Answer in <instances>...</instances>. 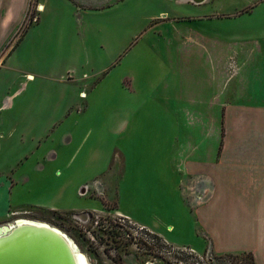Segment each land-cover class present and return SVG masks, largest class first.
Wrapping results in <instances>:
<instances>
[{
  "label": "rangeland",
  "instance_id": "rangeland-1",
  "mask_svg": "<svg viewBox=\"0 0 264 264\" xmlns=\"http://www.w3.org/2000/svg\"><path fill=\"white\" fill-rule=\"evenodd\" d=\"M15 1L1 0L0 97L23 92L20 81H29L34 132L28 147L33 151L22 150L21 141L12 142L10 112H5L0 179L16 183L13 172L30 151L35 154L33 171L44 172L29 203L10 201L0 225L24 218L53 226L78 248L73 249L86 253L89 264H209L208 259L212 264H247V251L218 255L183 249L203 239L192 233L191 186L197 189L198 182L192 183V174L184 172L179 151L170 149L176 135L184 145L187 131L197 124L189 119L191 110L203 107L209 95L217 96L216 85L211 81L207 86L205 66L199 61L203 54L179 49L251 48L246 63L264 64V0ZM233 61L229 53L227 87L234 82L229 80ZM217 62L213 69L218 75ZM258 89L253 88L256 96ZM231 92L228 98L235 96ZM198 97L199 104L192 103ZM126 108L136 111L127 129L135 132L115 136L109 130L118 129L116 119ZM87 130L93 135L74 152ZM65 131L73 142L63 146ZM18 134L17 140L23 133ZM211 138V163L217 165L221 147L216 146L225 139L223 119H211ZM246 138L247 146L258 150L256 172L264 173V131L256 140ZM158 144L161 149H155ZM60 152L61 159L51 161L49 157ZM36 201L65 209L33 204ZM118 204L151 227H175L179 248L161 244L155 252L143 249L119 225L112 211ZM80 212L87 216H74Z\"/></svg>",
  "mask_w": 264,
  "mask_h": 264
},
{
  "label": "crops",
  "instance_id": "crops-1",
  "mask_svg": "<svg viewBox=\"0 0 264 264\" xmlns=\"http://www.w3.org/2000/svg\"><path fill=\"white\" fill-rule=\"evenodd\" d=\"M15 2L21 4L20 0ZM1 7H3V2L1 3L0 0ZM196 50L201 55L203 54L202 59H199V61L205 66L207 86L211 87L212 81L216 85L213 94H217V96L211 97L209 95L203 107L196 105L195 109L191 110V114L188 115L189 119L197 120V124L193 122L191 125L193 131H187L184 136L186 137L184 145L182 141L179 144V137L176 135V138L172 141L174 145L170 149L175 152L179 151L182 156L181 161L184 172L192 174L190 180L192 183L198 182L197 196L196 191L191 192L192 199L195 201V225L192 228V233L197 234L198 238L201 236L203 239L197 243H188L186 246L196 253L211 250L218 255L239 254L247 251L253 254L255 264H264V173L256 172L257 168L255 166L258 165V159L255 157H257L256 152L258 150L247 146L249 142L246 138L247 135H251L252 139L256 140L255 136L264 131V64H259V62L246 63V57L253 55L251 48L230 50L228 47H213L212 49L209 46H204L196 49H179V51L186 52L189 55H195ZM229 53L234 59L233 71L229 74V80H234V82L227 87L226 63ZM216 54L217 57L214 59ZM237 56L242 58H237ZM216 61H218V75L216 74V68L213 69ZM15 71L20 72L19 69ZM28 78H32V75L28 74ZM20 84L21 89L24 90L23 92H27L23 97L21 96L23 92L20 90L12 95H2L0 97V128L6 117L5 112H10L12 142H15V140L21 141L22 150L33 151V146L28 147V143H30L28 140L31 133L34 132L32 130L33 121L31 120V113L34 108L33 97L29 92V81L23 79ZM253 88H259L256 91L258 92L257 96ZM230 89L235 96L228 98ZM246 93H249L248 97H245ZM177 101H179L178 98ZM177 101L173 100L175 106L179 104ZM199 101L200 98L198 97L192 103L199 104ZM188 109L180 108L181 111ZM132 116L133 119L130 120ZM135 118L136 111L132 113L126 108L125 115L116 119L118 129L109 131L115 136L126 133L130 125L134 123ZM211 119L224 120L225 139L223 145L219 142L216 146L217 149L219 145L221 147L218 149L220 155L217 165L211 163ZM196 125H199V127ZM18 130L23 133L19 140H17L19 137ZM134 132L135 130H130L127 135L130 136ZM15 133L16 139H13ZM70 135L68 131L63 134V146L66 143L71 144L73 142V137H70ZM92 135L93 130H87L76 145L74 152H77L88 137ZM250 143L252 142L250 141ZM31 144L34 143L31 142ZM161 148L160 144L155 146V149ZM32 151L22 158L23 161L14 170L16 183L12 179L10 185L7 179H0V215L7 210L10 201L16 204L29 203L27 198H32L31 193H34L33 191L36 189L34 188L35 183L40 184L42 182L44 171H33L32 160L35 154ZM117 155L119 156L120 153ZM59 157L61 159V152L49 158L51 161H56ZM66 164H68V161ZM262 170L264 169H261L260 172ZM33 174L37 175V180L33 177ZM55 195H57V192ZM23 197L26 199L20 201V198ZM33 204L48 206L51 209L63 208L44 201H36ZM118 205L112 211L119 212L132 221L146 226L170 245H179V240L174 233L175 227H155L157 223L151 227L141 221L129 207Z\"/></svg>",
  "mask_w": 264,
  "mask_h": 264
},
{
  "label": "water",
  "instance_id": "water-1",
  "mask_svg": "<svg viewBox=\"0 0 264 264\" xmlns=\"http://www.w3.org/2000/svg\"><path fill=\"white\" fill-rule=\"evenodd\" d=\"M74 216L84 218L87 213ZM73 250L66 235L48 224L15 221L0 225V264H77Z\"/></svg>",
  "mask_w": 264,
  "mask_h": 264
},
{
  "label": "built area",
  "instance_id": "built-area-1",
  "mask_svg": "<svg viewBox=\"0 0 264 264\" xmlns=\"http://www.w3.org/2000/svg\"><path fill=\"white\" fill-rule=\"evenodd\" d=\"M191 189L193 192H195V190H196L194 186L193 187L191 186ZM197 193H198V191L196 192V196H197ZM196 196H195V198H197ZM17 213H19V212H15L14 214H17ZM114 215L120 221L119 225L126 229L127 236L132 238L135 242L139 243L143 247V249H150L153 252H155V248L158 247V249H159V246L161 244L170 245L166 240H164L163 238H161L160 236L155 234L151 229L147 228L146 226L132 221L129 217L122 215L119 212H114ZM162 241H164V242H162ZM173 247L179 248L177 246H173ZM183 249H185V250L189 249L190 251H193L191 248L183 247ZM209 264H211V263H209Z\"/></svg>",
  "mask_w": 264,
  "mask_h": 264
},
{
  "label": "bare ground",
  "instance_id": "bare-ground-1",
  "mask_svg": "<svg viewBox=\"0 0 264 264\" xmlns=\"http://www.w3.org/2000/svg\"><path fill=\"white\" fill-rule=\"evenodd\" d=\"M16 221H18V222H33V223H41V224H46V223H43V222H38V221H34V220H29V219H18V220H16ZM12 225H14V223L12 224ZM58 230V229H57ZM61 232V231H60ZM64 234V233H63ZM67 237V236H66ZM68 238V237H67ZM69 239V238H68ZM72 243V242H71ZM72 246H73V248H77L75 245H73V243H72ZM78 249V248H77ZM74 251V254H75V257H76V261H77V264H89V261H88V258L86 257V253L84 254V253H82V252H80V251H76L75 249L73 250Z\"/></svg>",
  "mask_w": 264,
  "mask_h": 264
},
{
  "label": "trees",
  "instance_id": "trees-1",
  "mask_svg": "<svg viewBox=\"0 0 264 264\" xmlns=\"http://www.w3.org/2000/svg\"><path fill=\"white\" fill-rule=\"evenodd\" d=\"M224 255H231V254H224ZM223 257H226V256H223ZM244 257L247 258L246 260L247 264H255L253 254L251 252H247ZM211 261H212L211 259L210 260L208 259V263L212 264Z\"/></svg>",
  "mask_w": 264,
  "mask_h": 264
},
{
  "label": "flooded vegetation",
  "instance_id": "flooded-vegetation-1",
  "mask_svg": "<svg viewBox=\"0 0 264 264\" xmlns=\"http://www.w3.org/2000/svg\"><path fill=\"white\" fill-rule=\"evenodd\" d=\"M14 223V222H13ZM10 224V223H9Z\"/></svg>",
  "mask_w": 264,
  "mask_h": 264
}]
</instances>
